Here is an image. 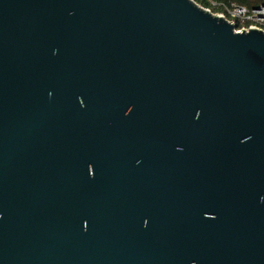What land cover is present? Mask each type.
I'll return each mask as SVG.
<instances>
[{"label":"water","instance_id":"water-1","mask_svg":"<svg viewBox=\"0 0 264 264\" xmlns=\"http://www.w3.org/2000/svg\"><path fill=\"white\" fill-rule=\"evenodd\" d=\"M0 264H264V31L0 0Z\"/></svg>","mask_w":264,"mask_h":264},{"label":"built area","instance_id":"built-area-1","mask_svg":"<svg viewBox=\"0 0 264 264\" xmlns=\"http://www.w3.org/2000/svg\"><path fill=\"white\" fill-rule=\"evenodd\" d=\"M204 1L208 4L204 9L226 19L236 32L246 31L248 28L264 31V4L250 8L234 2Z\"/></svg>","mask_w":264,"mask_h":264},{"label":"trees","instance_id":"trees-1","mask_svg":"<svg viewBox=\"0 0 264 264\" xmlns=\"http://www.w3.org/2000/svg\"><path fill=\"white\" fill-rule=\"evenodd\" d=\"M197 4L201 5L202 7H206L207 2H205L204 0H194ZM215 1H223V2H226V3H230V2H234V3H237V4H242V5H245L247 7H255V6H258L260 4H264V0H262V2H259V3H256V4H249L248 0H215Z\"/></svg>","mask_w":264,"mask_h":264},{"label":"rangeland","instance_id":"rangeland-1","mask_svg":"<svg viewBox=\"0 0 264 264\" xmlns=\"http://www.w3.org/2000/svg\"><path fill=\"white\" fill-rule=\"evenodd\" d=\"M248 2H249V4H256V3L262 2V0H248Z\"/></svg>","mask_w":264,"mask_h":264}]
</instances>
